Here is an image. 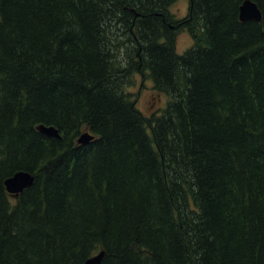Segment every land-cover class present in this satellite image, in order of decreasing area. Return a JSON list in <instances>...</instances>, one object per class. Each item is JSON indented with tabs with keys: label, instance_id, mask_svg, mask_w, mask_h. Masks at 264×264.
Listing matches in <instances>:
<instances>
[{
	"label": "trees",
	"instance_id": "1",
	"mask_svg": "<svg viewBox=\"0 0 264 264\" xmlns=\"http://www.w3.org/2000/svg\"><path fill=\"white\" fill-rule=\"evenodd\" d=\"M173 1L0 0V264H264V0Z\"/></svg>",
	"mask_w": 264,
	"mask_h": 264
},
{
	"label": "rangeland",
	"instance_id": "2",
	"mask_svg": "<svg viewBox=\"0 0 264 264\" xmlns=\"http://www.w3.org/2000/svg\"><path fill=\"white\" fill-rule=\"evenodd\" d=\"M188 0H174L169 6L175 17H182L187 13ZM192 43V36L186 28H181L176 33V51L181 53ZM137 92L136 106L145 114H159L167 103L165 93L157 92L153 87L152 78L135 72V79L129 86Z\"/></svg>",
	"mask_w": 264,
	"mask_h": 264
},
{
	"label": "water",
	"instance_id": "3",
	"mask_svg": "<svg viewBox=\"0 0 264 264\" xmlns=\"http://www.w3.org/2000/svg\"><path fill=\"white\" fill-rule=\"evenodd\" d=\"M239 18L242 20L245 19H254L257 21L260 20L261 10L258 7L257 3L254 0H242L241 4L239 5ZM36 127L40 131L48 135H53L57 137L61 136L58 127H56L53 124H45L41 122L38 123ZM92 138H93V134L88 130H85L81 132L80 135L77 137V141L85 143ZM33 179H34V175L31 172L27 170H17L4 179V186L5 189L11 194H18L25 187L32 184ZM102 255H103V250H100L94 255H91L88 258H86L83 264H100Z\"/></svg>",
	"mask_w": 264,
	"mask_h": 264
}]
</instances>
